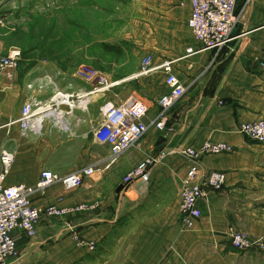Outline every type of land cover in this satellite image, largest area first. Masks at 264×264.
<instances>
[{
  "label": "crops",
  "instance_id": "0c3cea01",
  "mask_svg": "<svg viewBox=\"0 0 264 264\" xmlns=\"http://www.w3.org/2000/svg\"><path fill=\"white\" fill-rule=\"evenodd\" d=\"M143 7L140 66L147 55L154 66L183 58L175 72L187 93L159 131L152 124L160 115L159 99L168 92L165 75L140 70L112 81L104 72L117 83L112 89L135 81L126 98L138 95L149 108L148 132L112 165L110 149L94 140L103 106L124 102L112 89L93 96L87 110L69 114V132L49 122L42 137L25 139L17 123L24 104L34 96L47 101L54 93L53 87L40 92L38 85L52 79L65 93L90 88L79 85L74 74L48 67L19 70L13 82L0 77V155L15 154L6 186H35L46 170L61 177L91 166L96 170L75 189L56 183L33 196L34 207L70 213L43 218L34 238L15 231L18 255L6 264H264V252L236 250L230 238L231 228L264 238V143L239 132L243 123L264 121V0H238L232 40L223 49L203 51L189 27L190 0H146ZM189 49L197 53L188 55ZM206 142L225 143L234 151L200 160L204 171L225 173L226 183L199 202L202 218L186 231L179 204L189 161L179 150ZM162 152L167 155L152 168L149 182L124 184L140 162ZM82 206L85 210H78ZM75 236L96 242V250L79 246Z\"/></svg>",
  "mask_w": 264,
  "mask_h": 264
},
{
  "label": "built area",
  "instance_id": "2783aa9c",
  "mask_svg": "<svg viewBox=\"0 0 264 264\" xmlns=\"http://www.w3.org/2000/svg\"><path fill=\"white\" fill-rule=\"evenodd\" d=\"M237 1L190 0L189 27L196 41L201 44V51L223 49L232 40L237 22ZM196 53L197 51L193 49L188 50V55ZM182 59L168 60L157 66L153 65L151 55H147L142 60V75L157 72L165 75L168 92L159 99L160 115L152 124L159 131L166 129L170 110L187 93L185 84L175 72V65ZM21 61L22 54L19 51L5 56L0 54V77L13 82ZM74 77L90 90L86 93H65L56 88L52 79L38 85L40 92L47 87H53L54 93L47 101L34 96L24 104L20 118L17 120L22 138L42 137L45 125L49 122L60 128L62 132H69L67 116L75 111L87 110L93 96L104 95L117 84L111 82L104 72L86 65L80 66ZM148 112V106L135 96L124 102H109L103 106V122L96 129L94 140L98 145L110 149V165L137 146L148 132L149 125L145 122ZM239 132L252 142L264 143L263 120L243 123L239 126ZM179 151L189 161L186 177L182 181L179 204L181 226L189 231L193 230L202 218L199 202L207 199L209 191H219L226 183L225 173L204 171L200 160L207 155L232 153L234 149L225 143L206 142L198 149L186 147ZM166 155V152H162L158 156L144 159L124 178V184L130 185L136 180L149 182L152 168ZM0 162L3 167L0 172V264H6L8 260L18 255L16 240L13 236L15 231H22L29 238H34L37 235L38 224L43 218L60 217L70 213L69 210L59 209L56 206L34 207L33 196L38 192H44L56 183H62L67 190L75 189L82 184L84 177L94 175L96 170L91 166L67 177H61L46 170L42 172L40 181L35 186L24 184L6 186L7 176L15 162V154L3 150ZM78 210H85V207H79ZM230 238L232 247L236 250L242 252L264 250L263 243L251 241L246 234L236 228L230 229ZM74 239L79 246L91 252L96 250V242H85L77 236Z\"/></svg>",
  "mask_w": 264,
  "mask_h": 264
},
{
  "label": "rangeland",
  "instance_id": "374dc122",
  "mask_svg": "<svg viewBox=\"0 0 264 264\" xmlns=\"http://www.w3.org/2000/svg\"><path fill=\"white\" fill-rule=\"evenodd\" d=\"M145 3L146 0H0V54L21 52L19 70L24 72L48 67L73 75L86 65L108 72L112 81L129 78L141 70L139 25ZM135 85V81H129L109 94L126 101ZM237 230L251 241L264 244V238Z\"/></svg>",
  "mask_w": 264,
  "mask_h": 264
},
{
  "label": "water",
  "instance_id": "95a60500",
  "mask_svg": "<svg viewBox=\"0 0 264 264\" xmlns=\"http://www.w3.org/2000/svg\"><path fill=\"white\" fill-rule=\"evenodd\" d=\"M123 186H120L117 192H120L122 190Z\"/></svg>",
  "mask_w": 264,
  "mask_h": 264
}]
</instances>
